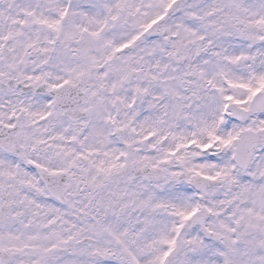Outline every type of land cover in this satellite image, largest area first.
<instances>
[{
    "label": "snow or ice",
    "instance_id": "6c2138e0",
    "mask_svg": "<svg viewBox=\"0 0 264 264\" xmlns=\"http://www.w3.org/2000/svg\"><path fill=\"white\" fill-rule=\"evenodd\" d=\"M0 264H264V0H0Z\"/></svg>",
    "mask_w": 264,
    "mask_h": 264
}]
</instances>
